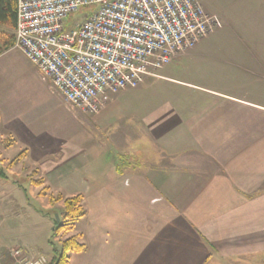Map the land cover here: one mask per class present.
<instances>
[{"label":"crops","instance_id":"crops-1","mask_svg":"<svg viewBox=\"0 0 264 264\" xmlns=\"http://www.w3.org/2000/svg\"><path fill=\"white\" fill-rule=\"evenodd\" d=\"M198 1L222 27L97 115L28 59L38 93L0 80V154L24 152L0 155V264H16L14 249L53 257L64 203L41 195L45 186L84 197L69 236L86 249L68 264H264V0ZM13 51L25 56L12 47L0 63ZM175 63L205 78L172 76ZM158 77L162 98L131 105Z\"/></svg>","mask_w":264,"mask_h":264},{"label":"built area","instance_id":"built-area-1","mask_svg":"<svg viewBox=\"0 0 264 264\" xmlns=\"http://www.w3.org/2000/svg\"><path fill=\"white\" fill-rule=\"evenodd\" d=\"M83 8L92 14L69 21ZM17 15L15 47L87 115L222 27L198 0H18ZM21 253L16 264L48 263Z\"/></svg>","mask_w":264,"mask_h":264},{"label":"trees","instance_id":"trees-1","mask_svg":"<svg viewBox=\"0 0 264 264\" xmlns=\"http://www.w3.org/2000/svg\"><path fill=\"white\" fill-rule=\"evenodd\" d=\"M17 6L18 0H0V25H5L15 30L17 28ZM2 36V38H1ZM16 35H5L0 31V55L12 47H15ZM23 153L20 154L23 155ZM20 156L17 158L19 159ZM14 162V161H13ZM122 168V167H121ZM119 167V170H121ZM1 176L7 178L5 173L1 171ZM37 185H43L44 181L39 179L35 181ZM41 195L47 196L52 204L63 201L64 209L59 213V220L56 216L53 217L54 228L52 230V237L50 245L53 248V257L47 264H68L70 254L81 253L85 251L86 245L81 241V235H70L77 223L87 214L84 206V197L82 194L74 195L72 197H65L62 194H54L51 192L49 186L43 187ZM60 239V245L56 244L54 239Z\"/></svg>","mask_w":264,"mask_h":264},{"label":"rangeland","instance_id":"rangeland-1","mask_svg":"<svg viewBox=\"0 0 264 264\" xmlns=\"http://www.w3.org/2000/svg\"><path fill=\"white\" fill-rule=\"evenodd\" d=\"M86 14H92V9L83 8L79 12L73 14L70 17V20L69 19L68 20L71 22L83 21ZM0 31L3 32L5 35H8V34L16 35L15 30H12L11 28L5 25H0ZM16 49L21 50L18 47H16ZM178 64L180 63H175L173 66L169 68L171 69L172 76H176L178 78L187 79V80L197 78V77L202 78V79L205 78L204 73L202 71L197 70L196 73L189 72L188 71L189 66L187 65V63H185V67L181 65L182 68L181 67L177 68ZM169 69L167 68L166 71H168ZM31 71H34V66H32V64L27 60V58H25V56H23V54H21L20 52L13 51V52H10V54H8L6 57L2 58V62L0 63V80L5 81V84L8 86V89L10 91H14V92L15 91H27L29 94L30 93L36 94L39 92V88L34 83H32V81H34L33 80L34 78L30 75ZM3 72H5L4 75H3ZM153 73L154 75L164 74V70L160 71V69H158L154 71ZM151 77L152 76H147L146 79H149ZM159 80L160 79L158 77V79L156 80L154 89L146 92L145 99H142L141 96L136 95V96H139L138 100H136L137 98H135L133 95H130L131 98H134L132 100L131 105H133L134 107L140 106L139 102L141 100L143 104L145 102L147 103L149 100L151 101L159 100L160 93H161V98H162V95L166 93V92H161L165 87V83ZM127 112L128 111H126V113ZM20 152L21 151H18V152L8 151V152L1 153L0 155L3 156V158L7 160L15 161L16 157L20 154ZM22 168L23 170H26L25 166H22ZM34 172L36 171H32V173ZM26 186L28 187V185ZM60 202H63V201H60ZM55 242L56 244L60 245L59 241H55ZM14 250H17V249H14ZM21 250H22L21 255L23 254V256H27V253H25L23 249ZM12 253H13V250L11 251L10 255H12Z\"/></svg>","mask_w":264,"mask_h":264},{"label":"water","instance_id":"water-1","mask_svg":"<svg viewBox=\"0 0 264 264\" xmlns=\"http://www.w3.org/2000/svg\"><path fill=\"white\" fill-rule=\"evenodd\" d=\"M0 162H1V159H0ZM56 218H57V220H59L60 218H59V215H56Z\"/></svg>","mask_w":264,"mask_h":264}]
</instances>
